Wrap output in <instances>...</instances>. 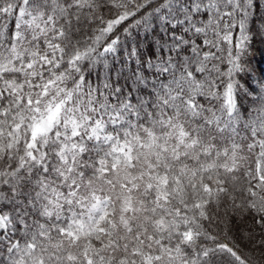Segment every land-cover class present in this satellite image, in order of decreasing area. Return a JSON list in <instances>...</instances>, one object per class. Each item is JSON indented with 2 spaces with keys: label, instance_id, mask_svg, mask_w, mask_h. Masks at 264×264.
Segmentation results:
<instances>
[{
  "label": "snow or ice",
  "instance_id": "6c2138e0",
  "mask_svg": "<svg viewBox=\"0 0 264 264\" xmlns=\"http://www.w3.org/2000/svg\"><path fill=\"white\" fill-rule=\"evenodd\" d=\"M264 0H0V264H264Z\"/></svg>",
  "mask_w": 264,
  "mask_h": 264
},
{
  "label": "trees",
  "instance_id": "16d2710c",
  "mask_svg": "<svg viewBox=\"0 0 264 264\" xmlns=\"http://www.w3.org/2000/svg\"><path fill=\"white\" fill-rule=\"evenodd\" d=\"M257 48H264L262 45H257ZM255 59L253 60V66L257 69L264 70V54H261L260 51L254 53Z\"/></svg>",
  "mask_w": 264,
  "mask_h": 264
}]
</instances>
